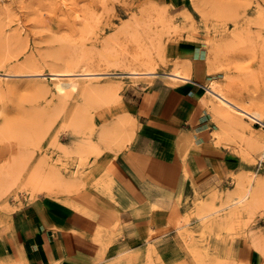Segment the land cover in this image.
Returning a JSON list of instances; mask_svg holds the SVG:
<instances>
[{
	"label": "rangeland",
	"instance_id": "1",
	"mask_svg": "<svg viewBox=\"0 0 264 264\" xmlns=\"http://www.w3.org/2000/svg\"><path fill=\"white\" fill-rule=\"evenodd\" d=\"M200 1L209 16L208 21L195 11L192 0H0V165L11 155L12 149L17 156L23 158L25 165L20 180L6 197L0 199V244L12 239L14 212L24 204L40 198L63 204L82 214L89 222L91 238L100 239L104 247L121 234L123 225L119 212L116 207L111 206L116 202L118 183L115 177L113 176L108 190L100 192V196H93L92 202L88 203L83 193L85 190L99 192L95 188L96 180L90 173L100 177L112 166L114 171L119 154L134 140L138 129L136 119L127 110V105L136 97V93L150 88L154 78L150 75H128L127 67L114 64L113 58L125 56L132 59L138 54V46L132 40L135 38V22L137 24L139 19V22L144 20L147 12L157 13L153 17V29L156 32L162 30L161 45L158 49L154 46L151 52L153 63L156 60L154 66L157 73L173 71V49L178 45H189L185 44L188 30L194 28L198 32L197 46L205 49L209 67L217 69V76L222 78L228 97L230 95L229 98L237 101L238 105L241 101L243 104L240 106L264 110V0ZM185 9L193 16L187 27L180 14ZM163 11L168 16V22H171L170 28H165L164 31L163 26L155 22L158 13ZM87 22L93 26L90 31L87 29L89 26L84 25ZM214 36L217 39L230 36V39L218 53L210 54L208 40ZM53 55L61 56L57 59ZM67 60L80 63L84 60L93 69H99L98 74L109 73L108 76L91 79L99 83L114 82L120 87L121 104L112 109V114L106 120L125 115V112L132 119V125L120 128L122 136L118 139L101 142L96 133L94 142L106 148L107 152L102 156L92 154L84 163H78L69 157V152L83 140V135L75 130L80 123L79 119L83 118L81 114L87 116L84 99L80 94L68 95L69 97L56 94L53 86L49 85L54 79L51 74L59 70L54 67L55 63ZM34 62L39 63L36 64L39 68ZM19 63L21 68L11 67ZM29 64L33 67H27ZM38 71L43 72L41 76ZM36 82L42 84V89H39L41 85L36 88ZM46 89L47 94L44 91ZM96 99L99 98H94V101ZM219 103L218 99L207 94L205 104L213 114V119L216 109L223 105ZM81 107H84L83 111ZM222 107L228 110L226 105ZM99 108L91 109L98 128L103 123L96 114ZM223 108L220 110L223 111ZM230 112L236 118L240 116L238 113L234 114L233 110ZM251 122L244 119L242 123L245 127L242 124V127L228 130L225 136L214 119L217 132L220 131L213 134L216 144L237 155L239 169L227 181L204 191L195 188L194 196L186 197V228L179 230L180 237L185 241L186 259L179 253L167 259L157 255L158 264H264V197L263 202L234 219L229 226L207 228L199 212V206L212 198L221 203L231 194L236 188L238 175L253 176L257 173V178L264 181V157H261L260 152L252 151L247 158L242 156L246 149L245 139L264 138V125ZM108 154L113 157L112 164ZM40 166L45 171L53 166L60 168L64 177L67 176L64 166L70 170L79 167L84 179L81 186L73 190L53 187L51 194L43 189L36 197L24 187V177ZM146 169L153 175L166 179H169L168 175L172 174V178L175 175L167 168L150 166ZM162 169L167 170L166 176ZM254 238L262 242L263 253L255 249ZM0 264L27 262L20 251L14 249L0 259ZM146 264L155 263L150 258Z\"/></svg>",
	"mask_w": 264,
	"mask_h": 264
},
{
	"label": "crops",
	"instance_id": "2",
	"mask_svg": "<svg viewBox=\"0 0 264 264\" xmlns=\"http://www.w3.org/2000/svg\"><path fill=\"white\" fill-rule=\"evenodd\" d=\"M173 59L171 68L185 63L189 78L175 80L172 71L152 76L153 85L127 105L138 129L113 171L118 184L111 206L119 212L121 234L104 247L91 238L82 214L40 198L14 212L12 239L0 244V259L14 249L27 264H146L150 258L158 264L157 255L167 259L178 253L186 259L179 233L186 228V197H193L195 188L227 181L240 161L213 135L218 127L205 102L210 83L220 78L209 73L205 49L178 45ZM107 157L112 164V155ZM150 166L175 175L155 176L146 169Z\"/></svg>",
	"mask_w": 264,
	"mask_h": 264
},
{
	"label": "bare ground",
	"instance_id": "3",
	"mask_svg": "<svg viewBox=\"0 0 264 264\" xmlns=\"http://www.w3.org/2000/svg\"><path fill=\"white\" fill-rule=\"evenodd\" d=\"M192 2H193V8L195 9V11H197L206 21H208L209 16L206 15L202 2L200 0H192ZM151 12H153V11H151ZM155 12H156V10H155ZM153 14L154 13H148L147 12L146 18L144 20L139 22L140 21V19H139L137 24L135 22V26H136V28L134 29V37L135 38L132 40H134L133 42L134 43L136 42V44L138 46L137 47L139 49L138 54L137 53H136V55L134 54L135 56L132 59H129L128 57H125V56H122V57L118 56V57L113 58L114 64L116 63V65H121V66L124 65V67H127L126 70H128V72H129L128 75H134V76L150 75V77L160 75L159 73H157L156 66H154V63L156 62V60L153 63L154 59L152 60V57H151L152 53L151 52H152V49L154 46L157 49H158V47H160L162 30H161V32H156L153 29V24H154L153 17L157 13H155L154 15ZM180 14L182 15V19L184 20L186 27H187V24L190 21L192 22L193 16L191 15V13L187 9L182 11ZM167 17L168 16H167L166 12L163 11V12H159L157 15V18H155L156 19L155 22L163 26L162 27L163 31L165 30V28L166 29L170 28L171 22H168ZM136 18H138V17H136ZM134 20H135V18H134ZM133 22L134 21H132L131 23H133ZM84 25H85V27L89 26V28H87L89 31L93 27V26H91V23H88V22L85 23ZM129 26H131V25H129ZM172 26H173V24H172ZM125 28H126V26H125ZM127 28H128V26H127ZM128 30H130V29H128ZM130 32H131V30H130ZM197 33L198 32H196V30L194 28H190V30H188L189 35H188V38H187V41L185 44L197 46L199 44ZM228 38L224 37V36L221 37L220 39H217L216 36L210 38L208 40V46L210 47V51H211L210 54L218 53V51H220L222 49V47L225 45V43H227L229 41ZM175 41H176V39H175ZM161 55H159V56H161ZM54 56H56V55H53L52 57H54ZM59 56H61V55H59ZM58 57H57V59H58ZM84 57L86 58V56H84ZM85 58H83V59H85ZM54 59H56V58H54ZM57 59H56V61H57ZM76 59H78V58H76ZM103 59H106V58H103ZM60 60H58V61H60ZM80 61H81V59H80ZM158 61H160V58ZM7 62H9V61H7ZM92 62H94V61H92ZM104 62H105V60H104ZM24 63H25V61H24ZM24 63H22V64H24ZM47 63L49 64L50 62H47ZM102 63L103 62H101L100 64L102 65ZM36 64L37 63H35L34 65L36 67H38L37 65L39 63L37 65ZM12 65H14V64H12ZM51 65H53V63ZM183 65H185V66H182V65L180 66L179 64L175 65L176 67L174 66L173 71L171 74H169V76L174 78L175 80L180 79L181 82H183L182 79L184 81L187 80L189 78V75H190L189 70H188V67L186 66L185 63ZM91 66H92L91 64L85 63L84 60H83V63L76 62V61H69L68 62V60L66 62H62V63H57V64L55 63L54 67H56V69H59V70H55L57 72H54L52 70L53 73L51 72L52 73L51 76H53L54 79L52 81H50V83H49V85L53 86L54 92H56V94H62L65 96L67 95L66 97L73 96L74 94H80L84 99V103H85L84 106L86 107L85 110L87 112V116L86 115L84 116L83 114L80 113L83 118L79 119L80 123L78 125L77 130H75L76 133L80 132V134L83 135L82 136L83 140L81 141V144L79 143L74 149H72L71 152H69V153H71V155H69V157L73 158L72 160H74L78 163L86 162L88 160L89 156L92 154H94L95 156H99V155L102 156L103 154H105L107 152L106 148H103L102 146L100 147V145H98L97 143L94 142L93 138L96 135V133H97L98 139L101 142H106L108 139L112 140V139L120 138L122 136V135H120V132H119L120 128L124 127L127 124L132 125V119L126 114V112H125V115L114 116L112 118V120H110V121L106 120V117L108 115L112 114V109L114 107H118L121 104V100L119 99L120 87H119V85L115 84L114 82L113 83L112 82L99 83V82L92 81L91 79H94L97 77H105V76H108L110 74L109 73L98 74L97 71H100V70L99 69H93ZM2 67H4V66H2ZM11 67L17 69V68H21L22 65H20V63H19V64H16L14 66H11ZM27 67L32 68L33 66L31 64H29ZM47 67H48V65H47ZM140 67H142V68H140ZM8 69H9V67H8ZM36 70H39V69H36ZM139 70H144V72H141ZM18 71H16V73H18ZM216 71H217V69H215L213 67H209V73L215 74ZM38 72H41V71H38ZM42 73L43 72L38 73V74L41 76ZM14 75H15V73H14ZM81 79H85V80L81 81ZM178 82H180V81H178ZM33 83H34V81H33ZM39 85H41V88H39V89H42V84H40V83L38 84V86L36 85V88L39 87ZM1 86H2V84H1ZM44 91H46V94H47V89ZM207 91L211 96L215 97L216 100L217 99L219 100V102H220L219 104L222 103L223 104L222 106L226 105L228 108V110L227 109L225 110L222 106L219 107L218 109L215 108L216 111H215V115H214L215 121L220 125L221 132L224 133L225 136H227L228 130H231V129L233 130L237 127L238 128L242 127V124H243L242 121L244 119H249L253 123L264 125V110L259 111V110H253V109L246 108L244 105H243L244 107L240 106L241 104H243L240 100H239L240 102L238 101L239 104L241 103L240 105L237 104V101L236 102L232 101L229 98L230 95L228 97L227 91H225V89L223 88L222 78L217 79V80H213L210 83L209 87L207 88ZM52 96H54V95H52ZM96 97H98L100 99V100L96 99V101L98 100L100 102L94 101V98H96ZM59 100H61V98ZM67 101H69V100H67ZM65 103H67V102H65ZM96 105H98V106H96ZM64 106H65V104H64ZM213 106H214V104L212 105V107ZM96 107H98V108L100 107L98 110H96V114L100 117V119L103 120V123L100 126V128H98V125L95 121V116L91 113V109L96 108ZM82 108L84 109V107H81V109ZM220 108H223L224 110L221 111ZM83 109H82V111H83ZM211 110H212V108H211ZM230 110L235 111L234 114L238 113L237 115L238 116L240 115V116L236 118L235 116H233L231 114L232 111L230 112ZM245 125H246V122H245ZM243 126H244V124H243ZM219 132H217V133H219ZM217 133H215V134L217 135ZM220 135H223V134L220 133ZM217 137H220V136H217ZM245 141H246V149H244L242 152L243 157L247 158V156L250 155L252 151H259L261 157L262 158L264 157V138L263 139H254L252 137H249V138L245 139ZM109 151H111V150H109ZM22 160H23V158L22 157L20 158V155L17 156L15 154V152H13V149H12L11 155L0 165V199L6 197L9 193V191L12 188H14V186L20 180L21 175L25 170V165H24ZM63 169H65V171L67 172L66 173L67 176H65V177L61 175V169L56 168L55 166H53L48 171H45L44 168H41V166L34 168L33 171H31L29 175L24 177V180H25L24 187L27 188L29 191H31L33 194H35V196L36 195L38 196L37 193H39L43 189L48 190L50 192L49 194H51L53 192V189H54L53 187H58V188L62 187V188H65L67 191H69V190H73L74 188H76L78 186H81L82 181L84 179V175L80 171L79 167H76V168L70 170L69 168L64 166ZM112 169H113V166L110 169H106L100 177H95L94 173H92V172L90 173L91 177L96 180L95 188L98 189L99 192L95 193V192H93V190H88V191L85 190L83 193V196L86 197L85 199L88 203L93 201V196H100V194H101L100 192H102V191L106 192L108 190L109 184L112 183L113 176H114ZM166 171H164L162 169V172L164 173L165 176L168 173ZM171 175H168L169 179L172 178ZM236 182H237L236 188L233 190V192L231 194H228L226 196V198L223 199V201L221 203H218L219 201L216 202L217 199L212 198L207 203H204V204L199 206V212L201 215V219L205 221L207 228H209V227L213 228L214 226H222V227L223 226H229L233 222L234 219L238 218L240 215H242L245 212H249L252 208L256 207L261 202H263L264 181L257 178V173H255L253 176L238 175ZM154 208L156 209L157 207H154ZM253 244H254L255 249L258 252L263 253V244L259 239L254 238ZM150 247H151V244H150ZM201 264H203V263H201Z\"/></svg>",
	"mask_w": 264,
	"mask_h": 264
}]
</instances>
